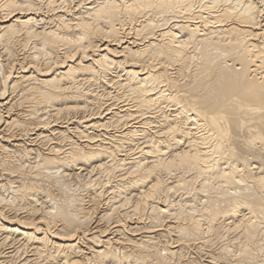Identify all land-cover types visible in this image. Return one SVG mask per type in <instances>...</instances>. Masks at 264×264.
Listing matches in <instances>:
<instances>
[{"label":"bare ground","instance_id":"bare-ground-1","mask_svg":"<svg viewBox=\"0 0 264 264\" xmlns=\"http://www.w3.org/2000/svg\"><path fill=\"white\" fill-rule=\"evenodd\" d=\"M0 264H264V0H0Z\"/></svg>","mask_w":264,"mask_h":264}]
</instances>
